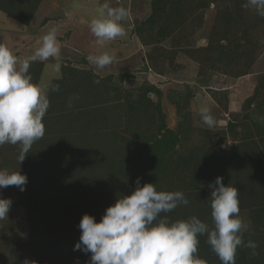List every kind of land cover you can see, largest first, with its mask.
<instances>
[{
	"label": "trees",
	"instance_id": "obj_1",
	"mask_svg": "<svg viewBox=\"0 0 264 264\" xmlns=\"http://www.w3.org/2000/svg\"><path fill=\"white\" fill-rule=\"evenodd\" d=\"M42 1L0 0V11L29 26ZM161 1H164L162 7ZM241 2L245 3L244 0ZM220 3L207 47H210V37H218L227 44L212 47L217 52L214 62L239 63L231 56L244 58L245 46L251 43L249 26L240 32L238 41H232L231 24L243 20L240 5L235 3L232 7L225 0ZM184 4V0H154L152 14L135 28L139 41H144V27L154 23L157 9L160 12L169 9L168 25L160 26V35L172 34L181 24L179 16L182 17ZM206 5L208 3L204 2L200 7ZM47 62L58 63L62 74L50 83L47 95L50 107L43 117L45 135L33 143L21 164L18 160L13 164L27 175L26 189L20 191L16 186H9L7 194H0L11 199L13 207L26 208L30 237L35 238L31 252L32 257H38L36 264H78L76 261L90 264V257L85 252L78 253L77 259V249L65 245L77 244L76 237L82 234L79 224L83 215H93L98 222L104 215V210L103 215L97 211L101 198L109 194V191L105 194L100 186L107 178L102 175H110L108 178L111 177L116 186L124 183L135 188L136 180L140 178L141 185L153 183L158 191L182 190L194 213L181 214L182 207L187 206L181 204L161 216L166 215L172 221L196 216L210 228L213 226L211 207L204 202V197L211 191L208 185L217 176H222L225 184L226 180L230 183L241 180L238 191L240 213L249 212L255 228L251 233H244L243 239L245 243L252 240L258 246L255 255L250 248H238L236 264H264V122L261 121L264 118V87L258 88L246 100L244 107L249 109L246 114L241 118L237 114V118L227 124V129L235 132L233 136H239L237 145L228 151L208 147L204 142L185 152V143L182 149L174 147L178 145L177 140L183 143L191 138L190 133L194 130L192 115L178 110V126L169 129L162 109L161 114L153 115L161 107L150 98L152 93L159 92L155 86L143 84L137 97L130 91L127 95L123 91L124 99L126 96L129 101L128 107L122 110L121 107L126 105L123 97L110 85L113 75L101 78L92 69L75 67L65 59L49 58L30 63L28 74L33 82L40 83ZM246 73L249 72L243 70L233 75L239 77ZM124 77L119 76L120 80ZM175 103L177 108L183 109L185 105L181 99ZM148 125L157 130L149 134ZM123 132L129 133V137ZM53 149L57 155L49 154ZM127 164L134 169L133 173H123ZM13 165H7V168L11 171ZM73 169L76 171L72 172ZM75 173L79 174L78 179ZM115 195L119 194L115 192ZM198 238L196 255L206 264H221L207 243V235Z\"/></svg>",
	"mask_w": 264,
	"mask_h": 264
},
{
	"label": "rangeland",
	"instance_id": "obj_2",
	"mask_svg": "<svg viewBox=\"0 0 264 264\" xmlns=\"http://www.w3.org/2000/svg\"><path fill=\"white\" fill-rule=\"evenodd\" d=\"M83 0H80L82 3ZM103 3L105 0H101ZM154 0H109L112 6H126L131 11L130 13L135 19V28L137 24L149 18L152 14V2ZM222 0H184V7L181 8L182 17L179 16L181 24L178 28L169 36L164 33L161 36L159 33L160 26L166 27L168 25L167 17L168 10L160 12L159 9L155 16L154 23H148L144 27L143 39L141 47L139 49V55L137 59L134 57L129 62L128 66L117 63V65H108L103 69L96 68L89 64V62H72L69 60L71 53L66 48H61L58 58L65 59L70 64L79 68L92 69L96 74H99L101 78H106L109 75H113L110 85L113 89L118 90V95L123 97V91L126 95L130 91L134 94V97L138 95V89L143 84H151L156 87L158 93H152L150 98L156 103L159 102L161 107L153 115L158 116V113L162 112L166 115L165 123L169 129H176L178 126V110L182 112H190L193 119V131L190 133L191 138L184 140L180 143L178 140L175 149L183 148L185 143V152L191 149L192 146H198L205 142L208 147H218L222 150H230L239 143V136L234 137V131L231 132L227 129V124L233 119L237 118V114L241 118L246 114L249 109L244 105L246 100L253 96L258 88L264 87V16H260L254 9H245L242 7L241 0H225L226 4H230L232 7L235 3H239L242 16L241 22H235L231 24V40L238 41L240 32L244 29L247 30L250 45L245 46V56L241 59L240 55L231 56L236 58L240 62L235 63L229 60H221L214 62L216 58V50L212 47L226 46L227 42L219 40L218 37H210V47H207L209 43V36L213 33V26L217 21L218 12L221 8ZM98 2V0H95ZM207 2L208 5L200 7L202 3ZM246 2V0H244ZM74 1L71 8H68L69 12H78L81 8V4ZM103 3H100L103 4ZM94 2L89 4L90 10H87L85 16L90 14L91 16L97 14V7L94 6ZM164 4V1L160 2V5ZM98 7H100L97 4ZM40 7V6H39ZM75 7V8H72ZM53 9V8H50ZM49 17H55L56 15L69 14L66 10L56 11L49 10V7L42 5V10L37 11L32 21L29 23V28L26 31L39 32L42 25L46 22L42 20V13L47 14ZM67 12V13H66ZM180 13V14H181ZM5 13L0 11V37L1 43L7 44L12 48L14 54L22 61L29 58L32 54L30 47L31 41H34L35 47H39L41 43V37L36 33L33 37L29 34V37H25L26 34L21 33L25 31L21 25H18L21 29L16 28L17 20L8 16L10 22L9 30L5 24L6 20L3 16ZM84 16V14H83ZM167 18V19H166ZM186 18V20H184ZM183 19V20H182ZM5 21V22H4ZM76 22V21H75ZM58 31L64 30L59 26L54 25ZM26 27V26H24ZM73 27V26H71ZM76 24H74V28ZM77 27L81 29V33H86V23L77 24ZM46 30V29H44ZM42 31V29H41ZM34 32V33H35ZM38 36L39 38H36ZM77 36H75V39ZM34 38V39H33ZM138 38V37H137ZM33 39V40H32ZM139 39V38H138ZM156 39H160L155 41ZM40 41V42H39ZM91 40H87L85 45L92 49L95 47V43H91ZM78 45L77 43H74ZM243 44V43H242ZM25 46V47H23ZM143 46V47H142ZM27 50L29 52H27ZM70 53V54H69ZM214 62V64H213ZM213 64V65H212ZM238 64V65H237ZM58 63L47 62L45 65L43 75L40 82L46 85V95L49 93L50 83L54 78L59 77L61 73ZM248 65V66H247ZM243 70L249 73L243 74L239 77H235L233 74L237 72H243ZM128 73V74H127ZM125 75L120 80L119 76ZM186 98V100L184 99ZM122 98L123 102L127 105V100ZM182 100V107L177 108L176 102ZM247 104V103H246ZM121 107L125 110L127 106ZM203 106H207L211 110V114L214 116L216 124L214 127L209 128L202 122L199 114V109ZM254 106V105H253ZM251 112V111H250ZM249 112V113H250ZM260 121V118H257ZM241 120V119H239ZM264 122V118L261 120ZM180 125V122H179ZM148 133L157 130L151 129V126L146 127ZM241 130L238 129V131ZM207 131V132H205ZM125 133V132H123ZM129 137V133H125ZM180 138L182 136L180 135ZM179 139V138H178ZM235 139V140H234ZM19 145L5 144L0 146V169H7V165H13L15 163L20 152ZM49 154L57 155L53 149ZM10 162V163H9ZM128 165V164H127ZM12 170H19L17 165L12 166ZM76 170L73 169L72 172ZM134 169L129 165L124 169L123 173L131 174ZM77 179L79 174L75 173ZM110 175H102L107 177L104 183L100 186L104 188L105 194L109 191V194L102 197L97 205V211L103 215V211H106L107 207L116 202L119 196L130 194L135 188L128 184L121 183V185H114ZM101 182V181H100ZM99 182V183H100ZM227 184L230 181L226 180ZM241 180L231 183L237 190L240 187ZM165 186V185H163ZM7 188L0 189V194H7ZM59 190V188H57ZM212 191V189H211ZM210 193L204 197V202L210 206ZM119 194L118 196L115 195ZM114 198V199H113ZM209 198V199H208ZM114 200V201H113ZM111 201L112 204H111ZM110 203V204H109ZM189 212L194 213L193 208L190 205L182 207L181 214ZM27 211L25 207H13L11 206L8 213V217L4 220H0V264H36L38 257H32V242L27 221ZM244 222L248 225L247 231L244 233H251L255 230L252 225L249 212L240 213ZM189 219V218H186ZM79 234L76 237L75 242H79ZM70 241V239H69ZM71 242V241H70ZM67 248H74L75 246L65 245ZM82 250H77L75 257L78 259V253ZM91 257V253H86ZM78 264L79 262L76 261Z\"/></svg>",
	"mask_w": 264,
	"mask_h": 264
},
{
	"label": "clouds",
	"instance_id": "obj_3",
	"mask_svg": "<svg viewBox=\"0 0 264 264\" xmlns=\"http://www.w3.org/2000/svg\"><path fill=\"white\" fill-rule=\"evenodd\" d=\"M242 7L254 9L258 15L264 16V0H246ZM127 16L126 8L113 7L109 0H105L89 23L96 45L103 47L106 42L125 36L123 22ZM60 51L55 29L43 35L40 46L22 61L11 47L0 43V146L19 145L17 159L20 164L33 143L45 135L43 117L50 107L46 85L33 82L28 74L30 63L58 58ZM86 59L99 69L113 62L107 52L89 54ZM199 114L205 125L209 128L215 126L209 107H201ZM27 183L28 177L20 169H0V189L16 186L24 191ZM208 187L212 189L211 228L196 216L175 221L166 215L161 216L181 204L188 205L184 192L158 191L155 184L141 185L140 178H137L135 189L119 196L107 207L99 222L93 215H83L79 224L82 234L75 249L91 253L90 264H206L196 255L198 237L206 234L207 243L221 264H236L240 247L252 249L255 255L256 242L249 240L245 243L243 239L248 225L240 216L237 188L231 183L225 184L222 176H217ZM12 203L11 199L0 196V220L8 217Z\"/></svg>",
	"mask_w": 264,
	"mask_h": 264
},
{
	"label": "crops",
	"instance_id": "obj_4",
	"mask_svg": "<svg viewBox=\"0 0 264 264\" xmlns=\"http://www.w3.org/2000/svg\"><path fill=\"white\" fill-rule=\"evenodd\" d=\"M74 1H77L78 3H80V0H43L38 10L39 13L42 10V5L43 6L46 5L47 7H49L50 11L53 9L56 11L66 10L69 14L56 15L55 17H49L48 11H47V14H43V12H41L42 13L41 15L43 18L42 20H45L46 23L42 25L43 26L41 27L42 31L40 29L39 32H35L33 30H31L30 32L26 31V29H28L29 27L28 26L24 27L25 25H22L18 21H17L18 24H16V28L21 29L18 25H21L23 28H25V31L21 32L23 34H26L25 37H27V35L29 37V34L33 37V35L34 34L36 35L37 33L41 38L43 37V35L48 33L50 30L55 29L57 33L58 42L60 43L61 48H66L69 50V52L71 53V57L69 56L68 59L71 60L72 62H79L80 60L84 62V60H87L86 57L89 54H99V53H104V52H107L109 55L113 57V62L111 63L112 65H117V63L121 62L122 64H124V66H128L129 62L133 60L132 59L133 57L137 59L139 55L138 53L140 52L139 49L142 44L135 34V19L130 13L131 11L128 9V7L122 6L126 8L128 11V16L123 22L125 26V30H126V35L123 37H117L113 41L106 42V44L103 47H100L96 45L95 43L96 38L91 34L90 28H89V23L91 19L94 18L97 14L94 16L93 15L91 16L92 11H90V14L88 15V18H87L84 12H87V10L91 9L89 4H91L92 2H94L95 3L94 6L98 8L97 4L101 6L102 4L100 5V3H103V1L98 0V2H95V0H83L82 3H80L82 9H80L78 12H69L68 8H71ZM113 7H121V6L115 5ZM50 8H53V9H50ZM72 8H75V7H72ZM3 16L5 17V20H6V22L5 21L4 22L6 26L8 27L6 31H8L9 23L12 25L14 24V22H10V20L8 19V15L3 14ZM37 16H38V12H37ZM84 22L86 23V31L84 30L83 32L86 33V37L85 35H83V33H81L82 32L81 29L77 27V24H83ZM74 24H76L75 28H74ZM54 25H57L59 26V28H63L64 30L58 31V29ZM1 36L2 35H0V37ZM75 36H77L76 37L77 39H75ZM36 38H39V37L36 36ZM87 40H91L92 41L91 43L94 42L95 47L92 49H89L85 45ZM0 43H1V39H0ZM31 43H32V46L30 47L31 52L29 54H33V52L36 49L34 41H31ZM74 43H77L78 45H75ZM27 52L29 51L27 50ZM53 59L55 60V59H61V58H53Z\"/></svg>",
	"mask_w": 264,
	"mask_h": 264
}]
</instances>
